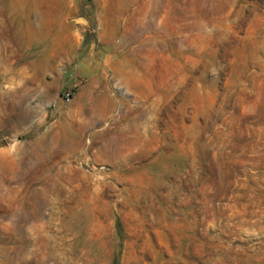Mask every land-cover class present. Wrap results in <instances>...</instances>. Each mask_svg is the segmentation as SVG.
<instances>
[{
  "label": "rangeland",
  "instance_id": "374dc122",
  "mask_svg": "<svg viewBox=\"0 0 264 264\" xmlns=\"http://www.w3.org/2000/svg\"><path fill=\"white\" fill-rule=\"evenodd\" d=\"M0 264H264V0H0Z\"/></svg>",
  "mask_w": 264,
  "mask_h": 264
},
{
  "label": "built area",
  "instance_id": "2783aa9c",
  "mask_svg": "<svg viewBox=\"0 0 264 264\" xmlns=\"http://www.w3.org/2000/svg\"><path fill=\"white\" fill-rule=\"evenodd\" d=\"M64 97H65L66 100L69 101V100L71 99L72 95H71L70 92H66V93L64 94Z\"/></svg>",
  "mask_w": 264,
  "mask_h": 264
},
{
  "label": "bare ground",
  "instance_id": "6f19581e",
  "mask_svg": "<svg viewBox=\"0 0 264 264\" xmlns=\"http://www.w3.org/2000/svg\"><path fill=\"white\" fill-rule=\"evenodd\" d=\"M59 150V149H58Z\"/></svg>",
  "mask_w": 264,
  "mask_h": 264
}]
</instances>
